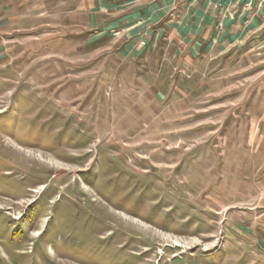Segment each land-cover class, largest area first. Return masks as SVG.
Wrapping results in <instances>:
<instances>
[{
  "label": "rangeland",
  "instance_id": "374dc122",
  "mask_svg": "<svg viewBox=\"0 0 264 264\" xmlns=\"http://www.w3.org/2000/svg\"><path fill=\"white\" fill-rule=\"evenodd\" d=\"M198 2L0 0V264H264V19Z\"/></svg>",
  "mask_w": 264,
  "mask_h": 264
},
{
  "label": "crops",
  "instance_id": "0c3cea01",
  "mask_svg": "<svg viewBox=\"0 0 264 264\" xmlns=\"http://www.w3.org/2000/svg\"><path fill=\"white\" fill-rule=\"evenodd\" d=\"M177 5H181L180 1ZM187 8L184 18H193L192 13L198 12L203 24L221 22L231 26L236 22L247 23L256 19L262 23L264 19V0H203V3L188 5ZM233 10L236 12L233 13Z\"/></svg>",
  "mask_w": 264,
  "mask_h": 264
}]
</instances>
